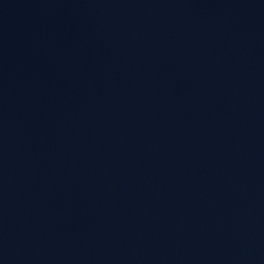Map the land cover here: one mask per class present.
<instances>
[{
	"label": "water",
	"instance_id": "95a60500",
	"mask_svg": "<svg viewBox=\"0 0 264 264\" xmlns=\"http://www.w3.org/2000/svg\"><path fill=\"white\" fill-rule=\"evenodd\" d=\"M0 264H264V0H0Z\"/></svg>",
	"mask_w": 264,
	"mask_h": 264
}]
</instances>
